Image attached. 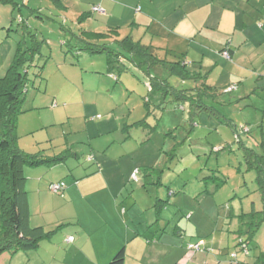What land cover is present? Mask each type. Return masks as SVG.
I'll list each match as a JSON object with an SVG mask.
<instances>
[{"label":"rangeland","instance_id":"rangeland-1","mask_svg":"<svg viewBox=\"0 0 264 264\" xmlns=\"http://www.w3.org/2000/svg\"><path fill=\"white\" fill-rule=\"evenodd\" d=\"M13 1L21 11L0 2V28H13L9 34L0 29L6 40L0 53L12 50L0 77L13 63L20 41L32 46V38L16 20L19 16L40 43L18 118L17 145L31 155L65 160L25 167L26 190L36 213L32 219L50 235L40 247L43 253H55L51 244L71 230L73 246L79 248L77 232L83 225L93 243H122L117 251L125 247L129 253L144 248L145 264H226V257L230 264L237 253L242 257L235 216L241 210L249 212L254 203L261 208L257 172L249 170L245 152L264 151V123L259 119L264 112L246 107L255 97L234 107L231 95L212 97L202 88L189 93L202 95L205 106L200 108L198 102L191 107L176 100L195 89L190 77L170 75L169 68L160 75L164 67H157L152 73L160 83L128 60L110 71L106 53L92 55L80 49L86 28H79L72 13L68 16L50 0ZM159 56L164 63L179 61L162 50ZM42 181L47 187L63 181L67 188L62 194L48 190L53 197L37 195L33 191ZM261 225L246 245L250 260L264 244ZM222 235L229 238L223 251L212 246L198 252L188 249ZM127 237L130 240L124 242ZM81 238L80 248L88 256L91 243L86 234ZM63 252L68 261L76 258L82 264L78 251L75 257Z\"/></svg>","mask_w":264,"mask_h":264},{"label":"crops","instance_id":"crops-1","mask_svg":"<svg viewBox=\"0 0 264 264\" xmlns=\"http://www.w3.org/2000/svg\"><path fill=\"white\" fill-rule=\"evenodd\" d=\"M60 1L61 3L57 7L68 16L72 13L79 28H86L84 32L111 33L119 39L127 34L126 37L131 36L135 41H139L145 46L156 47L164 51L167 56L183 61L190 76L202 78L209 88L218 90L225 95H231L232 101L230 103L235 105L234 107H239L244 99L251 100L254 96L255 99L251 101V105H246V107H253L257 112H264V0ZM94 6H100L103 13L93 12ZM81 17L85 19L79 21ZM6 22L9 21L6 20ZM67 22L68 19H66ZM0 29L7 30L5 25H2ZM2 38L3 35L0 33V51H2L1 49H3L6 41ZM8 51L7 55L4 51L2 54L0 53V74L7 64H10L12 50L9 48ZM224 52H228V58L224 56ZM126 60L128 59L121 57L120 64H127ZM135 60H128V63L139 69V59L135 58ZM107 64L108 70L111 71L113 68L110 66L108 56ZM140 70H145V68ZM160 75H162V72H160ZM114 79L116 80L117 77ZM228 88L232 89L229 93L225 92V89ZM234 98L236 99L233 100ZM256 98L260 102H257ZM157 99L159 98L157 97ZM258 103L261 105V109L256 108L259 105ZM259 119L261 123H264V116L259 117ZM74 156L75 158L78 157L76 154ZM51 184L47 187L46 184H43V181L39 182L33 192L37 195L52 196L48 192V190L51 191ZM106 192L112 191L107 190ZM28 195L27 192L30 226L43 227L44 225H41L40 222L32 219V216L36 213L31 209ZM111 196H114V194ZM254 206L256 210H259L256 204ZM96 214L99 215L97 211ZM238 225L239 223H237ZM78 229L79 248L73 246L76 244V239L72 235L75 230H71V232H67V236L60 234L57 240L51 244L55 249V253H52L53 250L49 249L50 253L44 254L42 248H40L42 242L35 250L20 251L14 255L3 254L0 257V264H77L76 258L68 261L67 258L62 257L60 252H63V250L66 251L63 252L64 256L70 253L72 257H75V253L78 251L81 257L84 258L82 264H108L122 245L121 243L106 246L100 239L93 243L91 234L86 231L83 225H80ZM83 233L86 234L87 241L89 240V243H91L88 256L80 248ZM129 233L131 232L129 231ZM134 237L136 238V235L133 233L132 240ZM69 238H72V240L68 241ZM228 239L222 235L213 243H204L203 247L210 249L209 247L212 246L223 251L229 244V242L227 243ZM127 240H130L129 237L124 242ZM172 247L175 250L177 249L175 246ZM259 247L260 250L253 260H250V251L247 249V253L244 251L242 257L237 253V256H235L237 260L232 261L230 264H255L257 258L264 252V244H260ZM147 253L144 248L140 252L129 253L126 251L125 264H145ZM227 261L226 257L223 262L229 264L230 261Z\"/></svg>","mask_w":264,"mask_h":264},{"label":"trees","instance_id":"trees-1","mask_svg":"<svg viewBox=\"0 0 264 264\" xmlns=\"http://www.w3.org/2000/svg\"><path fill=\"white\" fill-rule=\"evenodd\" d=\"M50 1L56 6L61 3L60 0ZM0 2L3 4H14L21 11V6L13 0H0ZM25 5L26 2L23 3V6ZM83 19L85 18L81 17L79 21ZM16 20H18V24L32 38V46L27 47L28 43L26 40L20 41L13 63L6 70L4 76L0 77V257L5 253L14 255L20 251L28 252L35 250L46 238L50 237L43 227L32 228L30 226V211L27 191L25 189L27 182L25 167H35L43 164L54 165L64 160L61 157H48L51 159L47 160V158L45 159L38 154L31 155L20 149L17 145L18 118L23 113L22 104L26 98L29 70L34 66L35 55L37 53L40 54V43L37 41L36 35L29 31L28 21L23 16H19V19ZM6 29L9 32L13 31L11 26ZM14 31L18 32V29ZM80 41L82 42L80 49L84 51L91 54L106 53L111 68H114L116 64L123 66L119 61L121 57L130 61H136L135 58H138L140 62L138 66L141 69L145 68L152 80L160 83L161 80H158L152 73V69L155 68L158 70L157 67H164L163 71L158 70V72L166 73V70L170 69V75H179L183 78L190 77L192 80H195V89L176 96V100L188 102L191 107L195 106L198 102L200 108L205 105L201 101L202 95L189 93L190 91L203 88L207 90L208 96L220 97L222 94L218 90L209 88L204 79L190 76L187 66L183 61L178 59L179 61L171 64L168 62L164 63V60H161L159 56L160 49L145 46L139 41H135L131 36L119 39L111 33L98 34L83 32ZM225 53L228 54V52ZM225 57L228 58L229 55ZM116 81H118V77ZM166 84V82L163 84L164 87L167 86ZM149 88L151 93L155 92L152 84L149 85ZM170 88L175 91V87L172 85H170ZM229 90L230 88L225 89V92L229 93ZM228 121L230 120L228 119ZM144 123L140 122L138 125ZM245 130L248 133L247 127L242 128L243 132ZM236 137L238 139L240 138L237 130ZM261 146L264 149V143ZM245 152L248 157L249 170L252 169L257 172V194L261 200V209L256 210L254 203L249 212L241 210L240 214L235 216L238 218L237 223H239L235 228V233L241 239L239 245L242 247V252L245 251L247 253L246 245L250 240L254 239L255 234L261 228L260 226H262L261 224L264 223V152L258 153L248 148L245 149ZM53 184L57 183H52L50 189ZM202 247L203 245L201 246V251ZM235 256L234 260H237ZM125 261L126 251L125 248H122L108 264H125ZM255 264H264V252L260 254Z\"/></svg>","mask_w":264,"mask_h":264},{"label":"built area","instance_id":"built-area-1","mask_svg":"<svg viewBox=\"0 0 264 264\" xmlns=\"http://www.w3.org/2000/svg\"><path fill=\"white\" fill-rule=\"evenodd\" d=\"M93 12H98V13H103V9L100 7V6H95L93 8ZM225 56H228L227 53L224 54ZM232 89H230L229 91H231ZM67 188L66 184L65 183H57V184H53L51 186V191L53 193H56V194H60L62 193L65 189ZM72 238H69L68 241H71ZM204 245V242H200L198 244H195V245H189L188 249L191 250V251H201V246ZM235 256V255H234Z\"/></svg>","mask_w":264,"mask_h":264}]
</instances>
